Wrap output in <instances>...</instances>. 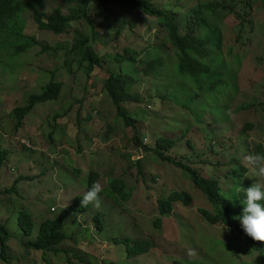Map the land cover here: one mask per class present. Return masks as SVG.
Masks as SVG:
<instances>
[{
    "label": "rangeland",
    "instance_id": "rangeland-1",
    "mask_svg": "<svg viewBox=\"0 0 264 264\" xmlns=\"http://www.w3.org/2000/svg\"><path fill=\"white\" fill-rule=\"evenodd\" d=\"M81 1L28 0L29 6L20 14L23 32L15 43L35 37L37 46L17 55L13 49L0 48V142L10 151L8 164L0 170V225L11 234L9 246L15 242L7 264H68L64 252L71 251V261L73 248L65 245H75L74 241L81 243L83 252L87 250L91 264H258L259 252L243 235L231 232L227 224H211L203 218L201 209L213 211L214 205L190 174L150 150L158 138L176 139L167 155L218 181L224 196L233 191L241 195L255 182L245 158L261 153L264 146V0H226L236 5L235 14L222 11L209 18L221 44L211 43L206 60L215 72L230 68L233 75L220 86L217 98L192 102L178 87L177 55L160 20L138 10L122 11L118 5L103 8L92 2L87 16L94 24L87 19L73 21L61 35L39 29L33 19L35 9L49 14L60 7L70 15L82 6ZM214 1L224 0H152L178 14L182 24L192 21L198 5ZM207 31L199 28L198 34L207 37ZM79 34L89 37V45L102 57L121 55L126 49L138 52L134 67L110 59L87 76L75 54L68 55ZM157 58L163 59L164 70L156 65L154 73L147 74ZM121 67L135 75L132 92L140 101L124 107L137 120V131L117 116L104 88L110 71L119 72ZM52 74L63 83L59 100L38 104L17 128L13 109L24 106L31 94H39ZM88 116L89 121H84ZM134 136H143L142 145ZM22 139L31 143L30 149ZM90 171L100 175L101 206L91 205L89 211L79 213L78 223L74 218L65 223L70 241L60 247L65 263L33 253L20 256L17 263L15 257L25 253L16 243L24 239L19 212L32 216L37 235L45 220L63 215L59 202H66L67 195L84 196ZM20 174L34 179L19 182L18 193L2 195ZM115 179L124 182L127 202L119 203L109 191ZM61 191L65 194L60 195ZM183 191L191 197V205L175 202L172 213L161 217L158 200ZM95 214H100L101 231ZM158 218H162L161 227L155 226ZM127 238L148 239L156 247L129 259L126 246L115 241ZM0 264H4L1 259Z\"/></svg>",
    "mask_w": 264,
    "mask_h": 264
},
{
    "label": "trees",
    "instance_id": "trees-1",
    "mask_svg": "<svg viewBox=\"0 0 264 264\" xmlns=\"http://www.w3.org/2000/svg\"><path fill=\"white\" fill-rule=\"evenodd\" d=\"M91 1L100 3L104 6L111 3H119L122 6L140 9L145 14L160 20V24L168 32V40L175 49L177 55L178 62L176 69L177 77L179 78L178 87L186 92L190 102L194 101L196 98L198 100L217 98L220 86L227 84L232 77L233 74L230 68L225 70V73H217L213 70L215 66L209 65V62L206 60L210 54L209 49L211 43H216L217 46L221 44L220 33L217 28L209 24V18L217 16L222 11L235 14V5L228 4L226 0L223 2H210L199 5L195 8L196 14L192 17V21H187L186 24L177 21L175 14L156 7L151 0H83L81 3L82 6L72 9L70 15H65L60 7L54 9L49 15L35 9L33 12V19L39 29L48 30L57 35L63 34L68 31L73 21L82 18L91 21L87 16V6ZM28 6V0H0L1 49H13V53L17 55L25 53L31 46H37L36 44H38V42L35 37H25L24 40H26V43L24 44L17 45L18 43H15V39L23 32L22 27H20V23L22 22L20 14L24 12L25 8ZM16 28L19 32L15 30ZM199 28L208 29L206 32L207 37L198 34ZM89 42V37L79 34L78 38L72 44L71 50L68 52V55L73 53L78 58L76 60L78 66H85L87 76H90L96 67L101 68L104 61H109L110 59H113V61L121 65L130 62V67H134L132 62L135 63V60L131 55L122 56L116 54V56L106 55L102 57L96 53L92 46H88ZM44 49L47 50L48 48L44 47ZM58 49L59 48H57V50ZM133 54L134 56H139L137 52ZM156 65H159L161 70H164L163 59L157 58L153 60L146 73L153 74ZM135 83V75L125 71L121 67L119 72L110 71L108 78L104 82V88L116 107L117 116L124 121L126 126L132 127L137 131V120L133 118L124 107V104L127 102L134 100L140 101V97L132 92ZM62 87L63 84L55 81L54 74H52L51 80L42 87V91L39 94H31L27 98L24 106L15 107L12 116L17 121V128L22 125L26 116L29 115L38 104L58 100L61 95ZM141 137L143 136H134V140L139 145H142ZM176 143V139L161 137L156 140L155 148L150 150V148L145 147V149L147 151H153L161 160L175 165L189 173L196 187L200 189L210 203L214 205L213 211L201 209L203 218L211 224H227L231 232L243 235L247 242L252 245V248L259 252L258 261H264V242L252 240L244 233L240 224L239 217H241L243 213L244 194L241 193L240 195L239 192L233 191L232 194L224 196L221 194L223 190L218 181L205 178L197 169L185 164L182 160H176L168 156L167 154L173 149ZM260 152L264 154V146H261ZM9 156L10 151L3 148L0 142V170L8 164ZM99 178V173L94 171L89 173L88 190L94 183L98 182ZM29 179L32 178L20 174L14 180L12 186L6 188L2 192V195L17 192L18 183ZM108 188L109 191L115 195L119 203L128 201L129 193L125 191V184L122 180L115 179L111 181ZM82 198L83 196H77L72 205V210L76 214L85 213L90 210L91 204L88 205L87 208L80 206ZM175 202H182L184 205L189 206L191 205L192 199L188 193L184 191L172 192L168 197L160 198L158 200V208L161 217H167L172 213L173 203ZM99 215L100 214H95L93 219L98 222V229L101 231ZM161 222L162 218H158L155 221V226L161 227ZM65 223V218L57 217L56 219H47L42 223L37 237L31 240L34 236L33 218L24 211L19 212L18 224L24 233V237L27 239L24 248L35 252H41L45 256L48 254L58 256L63 253L64 251L62 252L60 247L68 240V234L65 231ZM11 239L12 237L7 226L0 225V259L5 264L8 263V244ZM115 241L126 246L127 257L129 259L147 254L152 248L156 247L155 243L148 239L133 240L127 238ZM64 253L68 256L71 254V251H65ZM72 255L73 258L76 260L78 259L82 264L92 263V261L86 262L88 254L81 249H73ZM259 262L258 264H261ZM198 264L207 263H200L199 261Z\"/></svg>",
    "mask_w": 264,
    "mask_h": 264
},
{
    "label": "clouds",
    "instance_id": "clouds-1",
    "mask_svg": "<svg viewBox=\"0 0 264 264\" xmlns=\"http://www.w3.org/2000/svg\"><path fill=\"white\" fill-rule=\"evenodd\" d=\"M82 1H81V3H82ZM91 2L95 3L97 5H100L103 8H108V7L112 6V5H118L122 9V11H125V10H138V11L143 12L140 9H137V8L135 9V8H132V7H129V6H122L119 3H111V4L107 5V6H104V5H102L100 3H96L94 1H91ZM151 2H152V0H151ZM214 2H218V1H214ZM221 2H223V1H221ZM156 7H158V6H156ZM160 9H163V8L160 7ZM163 10H165V9H163ZM52 11L49 14H51ZM40 12H42V11H40ZM87 13H88V6H87ZM171 13H173V12H171ZM49 14H46V15H49ZM173 14L176 15V20L178 21V19H177L178 14H176V13H173ZM228 14H232V13H228ZM145 15H147V14H145ZM147 16H150V15H147ZM151 17H153V16H151ZM154 18H156V17H154ZM82 19H85V18H82ZM90 20L91 21H89V20H87V21L90 22L93 25L94 21L92 19H90ZM157 20H159V19H157ZM158 22H159V25L162 27V25L160 24V21H158ZM162 28L167 32V30L164 27H162ZM49 32H51V31H49ZM53 34H55V33H53ZM101 34L103 35L104 33H101ZM55 35H57V34H55ZM59 35H61V34H59ZM167 38H168V32H167ZM90 41H91V39H90ZM88 46H91V45L88 44ZM57 48H59L58 50L61 49L60 47H56L55 48L56 51H57ZM134 52H136V51H132V50L126 49L124 51V53L121 54V55L122 56H128V55L132 56L133 55L132 57H134V58L138 57V56H134V54H133ZM85 74H86V71H85ZM62 89H63V87H62ZM89 118H90V116H88V118H84L83 120L84 121L87 120L86 122H88ZM76 125H77V122H76L75 126ZM22 143L26 147H28L29 149L31 148V143L29 141L22 139ZM139 150L141 152L143 151L141 148H139ZM245 159H246L247 166L254 172L256 179H255V182L251 184V186L247 187L246 189H243V193H244V199H243L244 208H243L242 216L239 217L240 224H241V227H242L244 233L248 237H250L252 240L257 241V242H264V203H261L262 201H264V154L255 153V154H252V155H248ZM12 171H15V168H13ZM24 176H26V175H24ZM27 177L29 178V176H27ZM32 179H34V178H32ZM32 179H29V180H32ZM102 191H103V189H102L101 184L99 182L94 183L91 186V188L84 194L83 198L80 201V206L83 207V208H87L88 205L91 204V205H93V207H95L97 209L100 208V206H101L100 193ZM189 254L192 255L193 253L190 252Z\"/></svg>",
    "mask_w": 264,
    "mask_h": 264
},
{
    "label": "crops",
    "instance_id": "crops-1",
    "mask_svg": "<svg viewBox=\"0 0 264 264\" xmlns=\"http://www.w3.org/2000/svg\"><path fill=\"white\" fill-rule=\"evenodd\" d=\"M84 119V118H83ZM87 121V120H86ZM97 148V147H96ZM96 148H94V149H96ZM91 172V171H90ZM27 176V175H26ZM0 181H1V176H0ZM0 191H2V187H0ZM65 194V192L64 191H61L60 192V195H64ZM76 197L77 196H75V193L71 196V195H67V200H66V202H64V203H60L59 202V204L61 205V206H63L64 207V209H63V215L62 214H60L59 216H57L58 218L60 217V218H65V220H66V222L68 221V219H70V218H74V222H76V223H78V220H76V216H80V214H76V213H74L73 212V210H72V205H73V203H74V201H75V199H76ZM54 213V212H53ZM57 217H55V218H57ZM87 221H89V220H87ZM37 237V235H35V236H33L32 238H31V240H33V239H35ZM68 238H69V236H68ZM73 239H74V236L72 237ZM15 240V239H14ZM90 241V240H89ZM27 242V239L24 237V239L22 240V241H19V242H16V243H18L24 250H25V253L24 254H18V256H16L15 257V261H17V263L20 261V256L21 257H23V255H27V256H29V257H31V254L33 253V254H39V255H43L41 252H34V251H31V250H27V249H25L24 248V244ZM70 241H68L67 240V242L66 243H69ZM13 243H15V242H13ZM12 243V244H13ZM74 243H76L75 245H70V244H66L65 245V248L66 247H71V248H73V249H81L82 250V248H83V246L81 245V243H78V242H75L74 241ZM12 244L9 246V244H8V247H9V251H8V254H9V257H11V256H13V253H12ZM85 246H89L88 244H86ZM108 248V247H107ZM86 252H87V250H86ZM88 253H90V252H88ZM89 256V255H88ZM56 258V259H58L61 263H65V261H64V254H61L60 255V257H56V256H51V255H48L47 256V259L49 260L50 258ZM70 257V255H68L67 256V260H66V262L68 263V264H82L78 259L76 260L75 258H73V260H69L68 258ZM96 257L97 258H99V256H97L96 255ZM31 259V258H30ZM86 262H91L88 258H86ZM5 264V263H4ZM86 264H91V263H86Z\"/></svg>",
    "mask_w": 264,
    "mask_h": 264
}]
</instances>
